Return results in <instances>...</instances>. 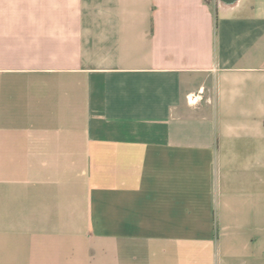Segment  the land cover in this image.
<instances>
[{
    "label": "crops",
    "instance_id": "obj_1",
    "mask_svg": "<svg viewBox=\"0 0 264 264\" xmlns=\"http://www.w3.org/2000/svg\"><path fill=\"white\" fill-rule=\"evenodd\" d=\"M0 264H264V0H0Z\"/></svg>",
    "mask_w": 264,
    "mask_h": 264
},
{
    "label": "water",
    "instance_id": "obj_2",
    "mask_svg": "<svg viewBox=\"0 0 264 264\" xmlns=\"http://www.w3.org/2000/svg\"><path fill=\"white\" fill-rule=\"evenodd\" d=\"M225 1H232V0H225Z\"/></svg>",
    "mask_w": 264,
    "mask_h": 264
}]
</instances>
